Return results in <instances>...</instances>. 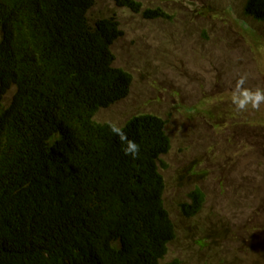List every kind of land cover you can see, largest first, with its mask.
Returning <instances> with one entry per match:
<instances>
[{
	"label": "trees",
	"instance_id": "trees-1",
	"mask_svg": "<svg viewBox=\"0 0 264 264\" xmlns=\"http://www.w3.org/2000/svg\"><path fill=\"white\" fill-rule=\"evenodd\" d=\"M94 2L0 0V100L12 89L0 103V264H158L174 237L158 170L165 121L93 119L131 84L113 64L118 22L91 21ZM243 14L264 22V0H245ZM188 196L191 216L204 196Z\"/></svg>",
	"mask_w": 264,
	"mask_h": 264
},
{
	"label": "rangeland",
	"instance_id": "rangeland-1",
	"mask_svg": "<svg viewBox=\"0 0 264 264\" xmlns=\"http://www.w3.org/2000/svg\"><path fill=\"white\" fill-rule=\"evenodd\" d=\"M137 1L132 10L95 0L88 11L116 19L113 64L131 75L127 95L93 119L165 121L158 170L175 231L158 264H264V22L243 14L245 0ZM195 188L204 199L187 216Z\"/></svg>",
	"mask_w": 264,
	"mask_h": 264
}]
</instances>
